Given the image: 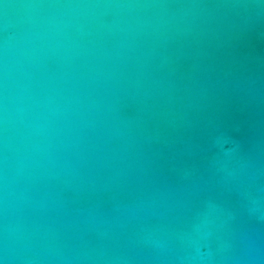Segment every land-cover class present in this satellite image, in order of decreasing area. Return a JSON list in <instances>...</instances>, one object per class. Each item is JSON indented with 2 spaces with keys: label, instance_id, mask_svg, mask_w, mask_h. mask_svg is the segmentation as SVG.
<instances>
[{
  "label": "water",
  "instance_id": "95a60500",
  "mask_svg": "<svg viewBox=\"0 0 264 264\" xmlns=\"http://www.w3.org/2000/svg\"><path fill=\"white\" fill-rule=\"evenodd\" d=\"M0 264H264V0H0Z\"/></svg>",
  "mask_w": 264,
  "mask_h": 264
}]
</instances>
